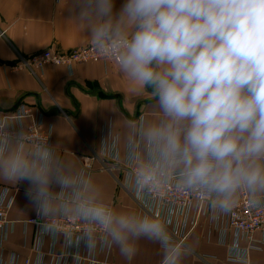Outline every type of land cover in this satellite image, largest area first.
<instances>
[{
    "label": "clouds",
    "instance_id": "9594fccd",
    "mask_svg": "<svg viewBox=\"0 0 264 264\" xmlns=\"http://www.w3.org/2000/svg\"><path fill=\"white\" fill-rule=\"evenodd\" d=\"M70 8L132 91L153 93L158 115L130 129L136 188L171 185L224 215L244 195L253 207L264 203V0H124L118 12L114 0H70ZM31 133L21 110L15 119L0 112V181L25 182L41 220L80 224L64 232L66 243L91 252L103 239L130 262L148 241L164 249L162 264H183L192 246L174 240L164 220L116 208Z\"/></svg>",
    "mask_w": 264,
    "mask_h": 264
},
{
    "label": "crops",
    "instance_id": "0c3cea01",
    "mask_svg": "<svg viewBox=\"0 0 264 264\" xmlns=\"http://www.w3.org/2000/svg\"><path fill=\"white\" fill-rule=\"evenodd\" d=\"M123 3L114 0V11L118 12ZM74 19L70 0L67 6L65 0H0V109L12 110L23 100L39 107L45 114L44 128H51L59 155L72 160L81 171L86 158L94 157L92 170L86 175L108 201L121 210L149 213L143 198L131 192L124 165L132 139L130 129L158 115L152 91L134 93L113 62L77 64L72 73L64 66L48 65L40 76L28 69H14L21 57L30 58L49 48L68 51L89 45L88 33ZM0 184L19 187L10 212L14 229L0 246V262L10 264L15 255L18 264L26 259L34 264L38 245L44 262H52L50 253H60L62 244L51 236L37 239L36 228L25 225L35 213L25 194L27 184ZM186 242L192 252L183 264H232L227 260L230 253L244 254L243 249L233 250L230 243L223 244L206 219L189 232ZM163 251L159 243L141 241L129 262L113 246L109 263L161 264ZM247 258L248 264H264V248L250 250Z\"/></svg>",
    "mask_w": 264,
    "mask_h": 264
},
{
    "label": "built area",
    "instance_id": "2783aa9c",
    "mask_svg": "<svg viewBox=\"0 0 264 264\" xmlns=\"http://www.w3.org/2000/svg\"><path fill=\"white\" fill-rule=\"evenodd\" d=\"M109 63L115 61L105 60L91 44L84 47L73 48L68 51H59L49 48L43 52L33 55L30 58L21 57L14 66L15 70L28 69L39 75L44 72L48 65L64 66L71 73L77 64L89 63ZM116 64V63H115ZM21 110L24 116V123L31 128L32 135L43 137L53 148V132L51 128H44V112L39 107L29 104L26 101L20 102L12 110H2L15 119V114ZM27 130V128H26ZM55 149V148H54ZM108 157L107 151H103ZM115 159V157H111ZM92 159L86 158L83 173L92 170ZM106 166L105 164H103ZM129 176L131 192L141 196L145 202V209H149L150 214L163 219L168 228L170 236L174 240L186 242L187 236L201 220L206 219L209 229L217 231L223 244H231L233 250H244V254L237 256L235 252L230 253L227 260L232 264H248V252L250 250H262L264 248V203L255 207L248 202V196L241 197L239 203L233 208L231 213L224 215L214 212L206 203L201 201L196 195L189 192H178L173 186L161 192H147L136 188L133 180L132 165L126 163ZM17 191H13L9 186L0 184V246L9 238L13 232L15 222L10 218L11 209L14 206ZM26 226L33 225L36 228V238L43 240L52 237L55 243L61 241L62 251L60 253L51 252L52 262H44V254L40 253L41 246H37L38 258L34 264H109L112 247L103 239L97 241L96 247L91 252L82 246L69 245L65 241L64 232L66 230L78 233L81 225L68 221H44L35 213L26 219ZM56 223L59 230H54L51 225ZM243 244L244 247H243ZM205 258L210 257L204 255ZM0 264H3L0 262ZM10 264H18L13 255ZM24 264H31V260L26 259ZM162 264V263H161Z\"/></svg>",
    "mask_w": 264,
    "mask_h": 264
},
{
    "label": "rangeland",
    "instance_id": "374dc122",
    "mask_svg": "<svg viewBox=\"0 0 264 264\" xmlns=\"http://www.w3.org/2000/svg\"><path fill=\"white\" fill-rule=\"evenodd\" d=\"M91 165H93V161L91 163ZM104 166V165H103ZM107 166V165H106ZM8 186V185H7ZM11 189H13V191H17V189H19V187H14V186H9ZM110 264V263H109Z\"/></svg>",
    "mask_w": 264,
    "mask_h": 264
}]
</instances>
